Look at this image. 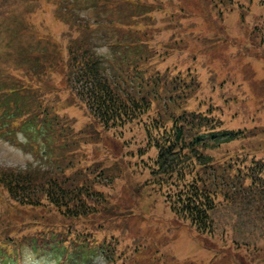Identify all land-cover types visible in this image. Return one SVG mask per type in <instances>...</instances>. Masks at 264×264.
<instances>
[{"label":"rangeland","instance_id":"1","mask_svg":"<svg viewBox=\"0 0 264 264\" xmlns=\"http://www.w3.org/2000/svg\"><path fill=\"white\" fill-rule=\"evenodd\" d=\"M237 1L240 5L231 8L220 0H66V5L63 0H0V85L29 86L37 90L33 94L36 98L57 97L62 107L50 113L61 121L51 133L62 136L51 158L36 155L20 131L15 142L4 138L0 131V168L30 166L46 174L74 176L86 182L97 192L95 197L83 200L90 210L96 211L88 216L95 231L92 236L100 243L110 241L112 245H105L106 250L111 247L115 252L127 253L117 264H123L125 258L130 260L135 252H141V264H240L236 257L244 264H264V247L262 251L252 247L236 249L230 235L197 234L185 227L187 222L171 213L162 193L148 180L146 166L152 153L139 152L144 145L139 127L111 129L92 119L71 93L64 75L59 74L61 64L51 77L29 73L36 72L37 61L29 57L40 55L42 40L54 42L65 63L70 41L80 35L78 19L94 22L108 11L115 20L135 22L132 16L145 9L137 11V6L144 5L151 10L145 17L153 52L163 54L153 65L163 70L168 67L177 78L191 67L189 70L198 72L208 84L219 86L214 93L222 110L218 116L227 128H241L246 133L244 139L227 144L216 156L220 158L229 152L228 156L237 153L247 160L258 155L264 158V28L261 27L263 35L259 42L254 30L258 17L253 12L242 14L253 9V0ZM34 35L41 38V45ZM93 40L100 45V53H107L110 47L105 44L118 40V36L105 28ZM49 57L46 66L51 72L48 66L60 62L56 55L50 53ZM32 102L29 99L26 103ZM7 124L8 121L0 122L1 127ZM70 128L72 134L69 131L67 136ZM94 173L96 181H92ZM10 204L13 205L11 198L0 187V220H8L0 222V235L18 232L29 242L40 230L35 229V223H39L36 220L50 223L51 217H59L44 208L34 212L17 208V213L14 206L9 209ZM219 216L223 219L225 215ZM76 222L82 225L88 221ZM80 227L83 226L73 231ZM86 230L81 228V232ZM42 238L36 236L37 240ZM24 259V264H61L48 256L37 258L30 252H25ZM75 260L64 264H105L102 257L93 262L78 257Z\"/></svg>","mask_w":264,"mask_h":264},{"label":"trees","instance_id":"2","mask_svg":"<svg viewBox=\"0 0 264 264\" xmlns=\"http://www.w3.org/2000/svg\"><path fill=\"white\" fill-rule=\"evenodd\" d=\"M220 1H226L231 8L240 5L237 0ZM252 7L251 11L242 14L253 12L258 17L254 30L257 31L255 39L260 42V35H263L261 27L264 28V0H253ZM106 25L107 22L87 23L80 37L68 47L67 63L62 66H66L65 79L72 93L104 127L123 129L137 126L143 131L144 145L139 152L142 155L152 153L146 166L148 180L162 193L171 213L187 222L185 227L210 237L221 232L223 236H231L236 249L252 247L262 251L264 222L257 220L264 221V158L255 156V153L253 156L256 158L250 160L237 153L228 156L229 152L220 158L216 156V152L227 144L246 137L241 128H227L225 121L218 116L222 110L214 93L219 86L206 84L199 73L192 70L183 73V77L166 79L160 72L151 71L149 62L152 59L143 55L135 63L132 60L130 66L123 64L119 72L109 73V68L114 70V62L97 53L96 45L92 43L93 31L89 30ZM128 26L127 32L120 31L119 27L117 31H120L121 38L125 37L127 46L134 47L139 44L142 31L133 25ZM121 27L125 28L124 25ZM140 43L144 51L149 50V44L144 40ZM41 50L35 58L41 64L36 66V62V72H29L37 77L48 73L44 57L47 61L49 48ZM128 54L126 48L124 55L129 58ZM56 65L60 66V63ZM18 96L19 93L15 92L6 97L12 101ZM8 108L11 120L29 112L18 111L11 106ZM48 112L45 108L41 114L43 122L40 129L43 132L55 130L54 124L60 123V118L50 116ZM41 115H32L31 119L38 120ZM69 131L72 134V128L68 135ZM46 173L33 167L0 168V187L6 190L13 202L9 209L14 206L13 211L26 208L34 212L44 208L48 213L56 212L59 216L56 219L51 217L50 223L36 220L39 223H35V229L40 230L29 238V242L18 232L0 235V241L19 250L27 243L36 242V236H42L38 242L49 241L53 251L65 252L66 244L73 245V240H77L85 257L93 245L105 246L92 236L95 231L91 229L88 216L95 210H90L83 201L84 198L95 197L97 192H93L79 177L63 178ZM96 178L97 175L92 174V181ZM219 215L225 216L221 219ZM76 220L88 222L80 225ZM243 220L247 222H239ZM79 226L87 230L81 232L83 227H80L74 232L73 229ZM105 241L108 246L112 245ZM108 248L109 251L105 252L107 264H117L127 255L124 250L115 252ZM140 253L135 252L128 261L125 258L123 264H141ZM236 260L244 264L237 257Z\"/></svg>","mask_w":264,"mask_h":264}]
</instances>
